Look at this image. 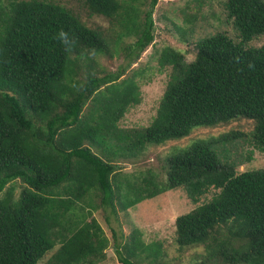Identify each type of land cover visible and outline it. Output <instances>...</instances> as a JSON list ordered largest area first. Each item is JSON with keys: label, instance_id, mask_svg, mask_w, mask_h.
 <instances>
[{"label": "trees", "instance_id": "trees-1", "mask_svg": "<svg viewBox=\"0 0 264 264\" xmlns=\"http://www.w3.org/2000/svg\"><path fill=\"white\" fill-rule=\"evenodd\" d=\"M78 1L111 22L109 33L52 1L0 0V264H39L51 252L46 264H99L110 240L96 212L120 264L162 263V245L139 229L119 235L118 215L181 188L194 204L218 193L176 218L178 248H203L199 264H264V170L237 173L239 161L217 150L239 139L264 154V45L251 44L264 35V0H224L235 35L198 38L191 62L169 46L157 52L170 79L154 119L134 129L120 123L140 87L136 73L121 78L154 43L160 0ZM182 1L160 18L187 42L207 0ZM115 53L125 59L116 71L99 67ZM243 118L250 134L198 140L164 171L140 167L151 147Z\"/></svg>", "mask_w": 264, "mask_h": 264}, {"label": "rangeland", "instance_id": "rangeland-1", "mask_svg": "<svg viewBox=\"0 0 264 264\" xmlns=\"http://www.w3.org/2000/svg\"><path fill=\"white\" fill-rule=\"evenodd\" d=\"M72 9L81 17V19L92 28H99L105 32L110 31L111 22L102 16H90L88 11L83 7L82 2L78 0H48ZM182 0H160L154 13V19L157 22L156 38L154 43L150 45L142 54L136 63H133L127 70L126 74L121 78L133 76L136 73L137 81L141 92V103L134 107H130L120 125L125 129H134L146 127L156 116L160 101L167 87L172 72L171 66L162 68L157 59L160 50L165 46L172 47L185 55L186 62L194 59V44L196 40L203 35L214 34L222 31L229 36L235 35L232 22L228 20L224 10V0H207L203 7V17L194 28V34L187 35V42L180 40V33L176 28L173 29L171 23L162 21L160 16L173 13L182 5ZM198 8V6H197ZM193 10H197L194 9ZM166 23V24H164ZM177 26L187 27L183 24L182 18L176 20ZM187 29V28H184ZM135 38L125 39V43L135 42ZM252 45L259 47L264 45V35L252 41ZM99 67L107 71H116L122 63L125 62L121 56L113 54L109 56H99L96 58ZM254 122L248 119L233 120L226 124H217L212 127L195 128L192 134L181 140L167 141L160 147H151L141 157L143 164L140 167L145 169H154L156 171H164L163 165L167 157L172 156L179 150H184L198 140L216 139L221 135L237 132L244 135L253 131ZM230 149L224 145H219L217 150L225 152L226 158H222L223 162L239 161L237 173L244 171L264 170V154L254 149L248 143L242 140H235L228 143ZM252 152V160L248 161L247 157ZM128 167V166H127ZM133 167L129 164L128 170ZM218 193L212 189L208 194L201 198L198 204H194L188 197L186 190L181 188L172 190L164 194L161 198H154L126 212L119 213V235H124L127 239L135 229L142 231V239L148 244H161L164 252V262L158 260V264H199L202 257V249L197 248H178L175 243L176 228L175 220L179 215L186 214L196 208V206L210 201ZM95 217L98 219L106 236L110 240L109 247L105 250L106 258L99 264H120L113 248L112 233L107 228L103 212H96ZM113 226L114 218H111ZM53 252L49 253L39 264H46ZM166 260V261H165Z\"/></svg>", "mask_w": 264, "mask_h": 264}]
</instances>
